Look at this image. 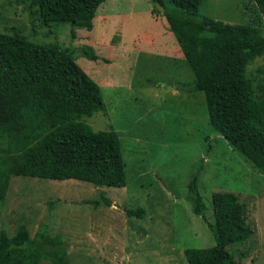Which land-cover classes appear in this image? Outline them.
Segmentation results:
<instances>
[{
    "label": "rangeland",
    "instance_id": "1",
    "mask_svg": "<svg viewBox=\"0 0 264 264\" xmlns=\"http://www.w3.org/2000/svg\"><path fill=\"white\" fill-rule=\"evenodd\" d=\"M32 1L0 0V33L60 44L99 84L105 110L84 121L94 131L119 134L127 186L15 177L0 230L13 236L25 225L33 238L60 235L71 264H188L186 249L216 245L209 228L213 194L229 192L239 196L253 230L230 250L239 264H264V174L210 125L205 94L194 91L195 76L166 18L155 13L173 4L107 0L87 31L34 22ZM256 8L251 0H203L201 14L232 25L264 23ZM84 49L98 59L85 57ZM257 60L252 69L264 65ZM197 175L207 221L191 200Z\"/></svg>",
    "mask_w": 264,
    "mask_h": 264
},
{
    "label": "trees",
    "instance_id": "2",
    "mask_svg": "<svg viewBox=\"0 0 264 264\" xmlns=\"http://www.w3.org/2000/svg\"><path fill=\"white\" fill-rule=\"evenodd\" d=\"M107 0H33V21L94 29ZM163 6L162 0H155ZM203 0H169L163 15L195 76L194 91L205 94L210 125L255 169L264 174V23L232 25L201 14ZM258 18L264 0H251ZM83 54L98 57L91 49ZM181 53V54H182ZM105 110L103 94L58 43L37 44L19 33H0V223L15 177L76 180L96 187L127 186L122 140L115 131H94L84 119ZM190 184L194 212L206 221L198 191ZM100 204V203H97ZM106 205L111 202L106 200ZM216 245L186 249L188 264H239L231 252L253 235L238 195L213 194ZM143 211H127L142 217ZM71 264L62 236L32 237L23 225L10 236L0 230V264Z\"/></svg>",
    "mask_w": 264,
    "mask_h": 264
},
{
    "label": "water",
    "instance_id": "3",
    "mask_svg": "<svg viewBox=\"0 0 264 264\" xmlns=\"http://www.w3.org/2000/svg\"><path fill=\"white\" fill-rule=\"evenodd\" d=\"M161 10L164 12V9L163 8H161Z\"/></svg>",
    "mask_w": 264,
    "mask_h": 264
}]
</instances>
